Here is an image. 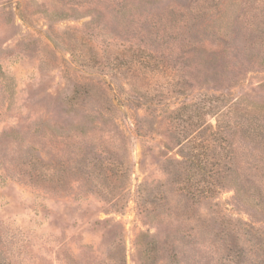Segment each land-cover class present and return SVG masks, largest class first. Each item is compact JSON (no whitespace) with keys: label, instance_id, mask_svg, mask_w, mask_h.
<instances>
[{"label":"rangeland","instance_id":"374dc122","mask_svg":"<svg viewBox=\"0 0 264 264\" xmlns=\"http://www.w3.org/2000/svg\"><path fill=\"white\" fill-rule=\"evenodd\" d=\"M215 98L264 110V0H0V264H264Z\"/></svg>","mask_w":264,"mask_h":264},{"label":"trees","instance_id":"16d2710c","mask_svg":"<svg viewBox=\"0 0 264 264\" xmlns=\"http://www.w3.org/2000/svg\"><path fill=\"white\" fill-rule=\"evenodd\" d=\"M219 98L210 101L208 106L203 104L190 105L176 110V120L186 123L188 126L200 129L196 137L203 138L206 130L210 129V136L213 141H220L225 139V134H240L242 139L253 145V150L248 155L244 156L243 163L245 165V172L243 176L248 178L247 182H252L255 189L252 193L241 188L243 183L246 182L244 177L242 182L238 184L237 195L240 201L254 207L261 205L264 202V110L246 105L244 108H239L235 104H224L222 106ZM240 104V103H236ZM180 110V111H179ZM179 112V113H178ZM207 116L216 117V126L213 127L206 120ZM185 119V120H184ZM225 133V134H224ZM205 142V138L200 141L201 144ZM205 148H209L207 145ZM206 156V155H204ZM194 166L201 174L208 179H218L217 175L220 174L219 168L221 167L218 162H209L207 158H201L200 155H195ZM204 163V164H203ZM213 165L216 166L215 170L211 168L206 169L203 166ZM223 173L225 170L221 168ZM228 170V169H227ZM226 170V171H227ZM257 179L259 182L257 183ZM256 181V182H255Z\"/></svg>","mask_w":264,"mask_h":264}]
</instances>
